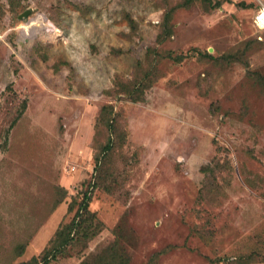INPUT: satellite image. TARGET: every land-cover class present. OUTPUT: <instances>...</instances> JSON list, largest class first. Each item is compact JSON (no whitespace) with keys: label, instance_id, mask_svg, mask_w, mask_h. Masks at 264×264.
Here are the masks:
<instances>
[{"label":"rangeland","instance_id":"rangeland-1","mask_svg":"<svg viewBox=\"0 0 264 264\" xmlns=\"http://www.w3.org/2000/svg\"><path fill=\"white\" fill-rule=\"evenodd\" d=\"M184 1L0 0V264L39 256L85 193L104 229L51 264L114 243L129 264H264L259 0Z\"/></svg>","mask_w":264,"mask_h":264},{"label":"trees","instance_id":"trees-1","mask_svg":"<svg viewBox=\"0 0 264 264\" xmlns=\"http://www.w3.org/2000/svg\"><path fill=\"white\" fill-rule=\"evenodd\" d=\"M196 0H185L180 6L190 7ZM209 1L210 7L212 9L220 8L224 0H203ZM171 14L168 15L167 20H169ZM168 34H171V29H169ZM211 57L210 54H208ZM182 56L178 58L181 60ZM152 74L150 71L146 72L141 84H139V93L144 94V89L149 88L155 80L152 79ZM147 84V85H146ZM137 85V84H136ZM135 86V85H134ZM135 89H139L136 88ZM126 94L131 96V100L134 102L142 101L143 98H135L134 92H127ZM26 102L22 103V109L19 112L18 117L10 125L9 129H12L20 117L23 115L24 110H26ZM113 108L111 106H104L101 109V114L96 121V127L99 125H106L108 130L111 131L113 127L112 118ZM112 141L108 140V143L103 147V151H108L111 149ZM97 165H100V160L96 158ZM97 167V166H96ZM92 198L88 193L83 195L80 202L73 200L68 206V212H74V216L69 223L61 224L53 238L49 241L47 247L42 251L39 256H35L32 259L22 262L20 264H51L60 258H64L70 255L72 248L80 246L82 248L94 239L98 234L104 229V225L98 220L96 213L90 211L89 205ZM80 264H129L128 257L125 252L121 250L119 243H114L110 247L103 250L98 255L93 258L84 259Z\"/></svg>","mask_w":264,"mask_h":264},{"label":"built area","instance_id":"built-area-1","mask_svg":"<svg viewBox=\"0 0 264 264\" xmlns=\"http://www.w3.org/2000/svg\"><path fill=\"white\" fill-rule=\"evenodd\" d=\"M259 10L256 13L255 19H254V24L257 27L258 30L264 32V3L259 0ZM263 37L260 36V39Z\"/></svg>","mask_w":264,"mask_h":264},{"label":"water","instance_id":"water-1","mask_svg":"<svg viewBox=\"0 0 264 264\" xmlns=\"http://www.w3.org/2000/svg\"><path fill=\"white\" fill-rule=\"evenodd\" d=\"M30 12L29 11H27L26 13H24V15L23 16H28V14H29ZM22 18V17H21Z\"/></svg>","mask_w":264,"mask_h":264}]
</instances>
